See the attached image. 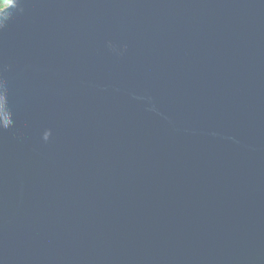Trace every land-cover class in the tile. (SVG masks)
Returning a JSON list of instances; mask_svg holds the SVG:
<instances>
[{
  "label": "water",
  "instance_id": "1",
  "mask_svg": "<svg viewBox=\"0 0 264 264\" xmlns=\"http://www.w3.org/2000/svg\"><path fill=\"white\" fill-rule=\"evenodd\" d=\"M0 264H264V0H7Z\"/></svg>",
  "mask_w": 264,
  "mask_h": 264
},
{
  "label": "trees",
  "instance_id": "2",
  "mask_svg": "<svg viewBox=\"0 0 264 264\" xmlns=\"http://www.w3.org/2000/svg\"><path fill=\"white\" fill-rule=\"evenodd\" d=\"M5 3H7V0H0V7H2Z\"/></svg>",
  "mask_w": 264,
  "mask_h": 264
},
{
  "label": "rangeland",
  "instance_id": "3",
  "mask_svg": "<svg viewBox=\"0 0 264 264\" xmlns=\"http://www.w3.org/2000/svg\"><path fill=\"white\" fill-rule=\"evenodd\" d=\"M6 6H7V3L3 4V6H2V7H6Z\"/></svg>",
  "mask_w": 264,
  "mask_h": 264
},
{
  "label": "flooded vegetation",
  "instance_id": "4",
  "mask_svg": "<svg viewBox=\"0 0 264 264\" xmlns=\"http://www.w3.org/2000/svg\"><path fill=\"white\" fill-rule=\"evenodd\" d=\"M1 8H3V7H1Z\"/></svg>",
  "mask_w": 264,
  "mask_h": 264
}]
</instances>
